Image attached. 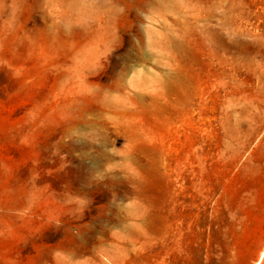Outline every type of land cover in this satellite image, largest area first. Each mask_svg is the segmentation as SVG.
<instances>
[{
	"label": "rangeland",
	"instance_id": "374dc122",
	"mask_svg": "<svg viewBox=\"0 0 264 264\" xmlns=\"http://www.w3.org/2000/svg\"><path fill=\"white\" fill-rule=\"evenodd\" d=\"M259 2L0 0V264H255L264 104L245 99L241 120H227L224 88L227 49ZM127 98L140 103L122 119L91 114ZM91 119L116 159L87 169L69 141L91 133L68 126ZM201 182L218 189L210 222L167 259L163 203L177 183ZM77 241L85 253L65 261Z\"/></svg>",
	"mask_w": 264,
	"mask_h": 264
},
{
	"label": "bare ground",
	"instance_id": "6f19581e",
	"mask_svg": "<svg viewBox=\"0 0 264 264\" xmlns=\"http://www.w3.org/2000/svg\"><path fill=\"white\" fill-rule=\"evenodd\" d=\"M256 22L252 23L246 21L243 25V29L240 33V42L238 48H234V45H229L228 52L234 57H231L227 63L226 83L224 88L225 98V112L227 120L231 118H237L241 120L242 109L245 108V99H249V104L256 110L263 108L264 104V0H260L256 12ZM240 71L234 70L236 63H239ZM243 77V79H242ZM127 104L124 106L119 105L118 101L109 102L107 99H102L101 104L95 107L92 113L102 117H106V121L111 122L114 119H122L124 116L129 115L132 111L128 107L130 103L139 105V99L136 98L132 102L127 98L125 101ZM107 126L105 123H98L94 120L85 121L82 124H74L68 126L69 131H89L91 136L90 140L85 139L81 143H78L73 137L69 144L73 152L78 153L77 156L72 157L73 161L80 164V166L87 169H91L97 165H103L108 162H113L116 157L107 153L102 146L100 128ZM114 130L118 132L120 128L124 132H128L130 124L125 123L123 126H114ZM218 145L221 146V139H217ZM132 152L126 149L123 156H128ZM85 156V157H83ZM117 173V172H116ZM205 177V176H202ZM104 178L115 179L116 174L109 176H103ZM134 195L138 191L132 192ZM176 199L174 201L166 200L163 203L161 214L163 220V227L161 230V250L164 256L169 259L174 257V252L180 253L184 247V242L190 236L186 235L185 231H189L196 226L205 228L210 222L211 210L213 209L214 197L218 194L212 183H177ZM118 195H116L117 197ZM148 205V204H147ZM146 211V203H144ZM177 211V218L180 220V225L177 229H174V212ZM117 213V217H118ZM180 228V233L177 234ZM67 250V247L63 248ZM86 243L77 241L75 248L69 251L70 256H67L64 260L70 261L71 255L73 258H78L85 253ZM178 259V256H177ZM49 262V257L39 256L37 262L41 264L43 261ZM119 260V256L116 254L107 255L105 261L107 264H111L114 261ZM255 264H264V246L255 262Z\"/></svg>",
	"mask_w": 264,
	"mask_h": 264
}]
</instances>
